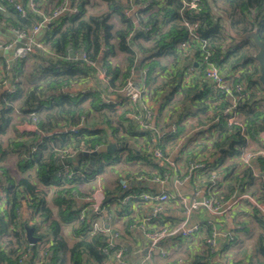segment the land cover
I'll return each mask as SVG.
<instances>
[{
  "label": "trees",
  "instance_id": "16d2710c",
  "mask_svg": "<svg viewBox=\"0 0 264 264\" xmlns=\"http://www.w3.org/2000/svg\"><path fill=\"white\" fill-rule=\"evenodd\" d=\"M87 1L69 0V6L75 7L76 11L59 15L44 27L45 33L41 41L46 50H35L13 65V76L19 82L14 91H4L0 97V133L10 123L13 101L16 99L19 100L20 111L34 113L33 118L41 130L55 128L49 135L44 134L40 138L29 134L28 138L16 144L24 154L21 157L22 168L31 166L34 169L32 175L15 180L0 165V201L4 204V207H0V264H19L18 260L23 254L28 258L30 256L28 264H34L39 258L38 251L42 249L46 254L39 258L38 264H66L67 255L70 264H115L114 252L120 247L116 241L118 235L113 237L112 250L104 252L109 236L116 232L108 227L109 233L96 231L89 234L90 222L96 216L86 211L81 220L78 214L72 218L70 215L78 211L71 208L70 193L77 191L88 195L93 190L94 177L103 174L105 167L117 164L125 167L124 165H132L141 160V155L148 156V146L152 143L153 136L155 145L167 157L165 147L176 143L186 132L183 124L186 111L192 115L199 114L197 121L204 129L201 133L206 131L205 136H202L204 143L200 150L223 158L240 157L246 141L237 130L224 127L220 111V105L224 101L217 103L218 97L211 90L199 65H193L192 60H196L199 55V43L188 37L184 20L193 26L199 38L207 41L215 63L230 84H241V96L237 100L236 109L244 122L254 130L264 129V108L260 105L264 101V89L257 80L259 67L254 58L256 46L251 39L237 40L230 35V32L243 34L253 30L264 41V0H198L201 7L195 12L184 9L182 0H131L126 4L122 0H104L107 9L99 14H87ZM142 2L148 4L144 9H137L135 20L130 15H124L126 8ZM36 3L39 8V0ZM0 5L5 8L4 12L0 9V21H5L10 27L27 29L41 18L26 8V2L23 3L25 17L4 0H0ZM112 17L118 18V26L114 24ZM80 52H84L86 58L94 64L86 62L79 55L74 56ZM118 52L124 53L120 64L112 60ZM190 52L193 53L190 55ZM139 55L146 83V97L141 99L144 102L154 101L158 105L150 130L142 129L131 116L121 121L116 108L121 103L120 100L125 101L120 97L119 89L132 74V67ZM29 59H32V64L27 72ZM164 59L165 63H170L171 69L167 64L164 65ZM97 66L104 71L105 86L95 77ZM188 68L192 70L188 71ZM157 78H161L160 82H157ZM23 80L28 82L25 88ZM86 83H91V88L87 87L81 92L62 90V87L68 88L71 84ZM102 95L113 102L104 101ZM182 104L185 105L184 108H181ZM133 107L139 110L140 104ZM165 109L169 112L168 121L160 124L159 117ZM209 111L212 112L211 115L208 114ZM82 117L84 125L77 133L71 134L60 129L62 125L77 124ZM172 124L175 130L169 132ZM155 129L161 130L162 136H157ZM111 141L132 143L135 147H122L109 156L101 154L96 157L89 170L86 169L88 157H78L74 168L81 169L82 175L71 180L66 178L65 172L57 177L52 174L53 170L60 168L55 157L65 149H92L98 144ZM34 146L36 152L32 153L31 148ZM1 155H4V151L0 147ZM159 160L166 165L163 159ZM145 161L157 172H148L143 167L123 169V177L161 174L165 170L162 164H157L154 160ZM213 161L210 171L219 174L217 191L213 194L215 199L226 198L235 190L249 192L247 190L255 184L256 178L252 171L242 166L240 161L220 165L219 169L214 163L222 160ZM261 184L262 182L260 190H264ZM41 185H54L52 202L57 207L55 216L39 190ZM114 190L121 197L128 193L119 187ZM22 202L31 210L30 220H21ZM254 218L264 229V220L256 215ZM71 219L76 220L73 228L75 240L68 244L62 234L60 221ZM158 219L161 225L166 223L162 215ZM176 219L170 225L178 223L180 217ZM201 226L205 235H208L210 227L207 224ZM26 227H30L32 235L37 237L33 245L26 239ZM245 228L247 227L243 226L242 231ZM179 238L171 237L175 246L182 243ZM228 241L215 252L202 250L190 264H210L214 254L229 248L231 240ZM166 243L167 241L162 242L166 257H169L170 246ZM242 253L243 256L237 263L253 264L255 261L254 264H264V234L259 233L254 253ZM123 256H127L125 249Z\"/></svg>",
  "mask_w": 264,
  "mask_h": 264
},
{
  "label": "crops",
  "instance_id": "0c3cea01",
  "mask_svg": "<svg viewBox=\"0 0 264 264\" xmlns=\"http://www.w3.org/2000/svg\"><path fill=\"white\" fill-rule=\"evenodd\" d=\"M22 3L25 4L27 0H20ZM62 0H39V8L37 9L38 12L36 13L38 16L47 15L51 8L55 6L56 4L60 3ZM130 3L131 0H122L123 3L127 2ZM66 2L69 5V0H66ZM126 4V3H125ZM85 9L87 14H99L107 9L106 2L104 0H88L87 3L85 4ZM128 9V8H126ZM125 9V10H126ZM124 10V11H125ZM133 8L130 9V17L132 19L134 18V12ZM30 11V10H29ZM4 12V11H2ZM33 12V11H31ZM41 13V14H40ZM65 13H71V11H67ZM63 13V14H65ZM124 13V12H123ZM61 14V15H63ZM135 20V18H134ZM112 21L116 26L120 24V21L118 20L117 17H112ZM50 24H46L45 26L47 27ZM44 26V27H45ZM12 27V26H11ZM11 27L9 24H7L5 21H0V97L2 94H4V91L11 89V88H16V83L19 82V79L15 78L13 76L14 70L12 69L13 65L17 62L12 61V53L14 46L16 43H14L15 38L14 34L11 31ZM42 28L40 31L36 32L33 34V38L40 40L42 39L44 33H45V28ZM235 34V33H233ZM23 40H20V43H23ZM193 52H190V55ZM124 53L118 52L115 54L114 57H112V60L114 62H117V57H120L121 62H123L124 59ZM141 55H139L134 63V66L132 67V74L134 80H139L141 77V73L143 68L140 66L141 64ZM164 65L167 64L168 68L170 67V63H165L166 60H163ZM168 61V60H167ZM30 66L32 64V59L30 60ZM27 61V65L28 63ZM120 61L117 62L118 64L121 63ZM194 63L193 65L196 66V61L192 60ZM99 63V61H98ZM40 64H38V67ZM31 68V67H30ZM101 67L97 66L96 67V72H95V77L96 79L102 84V86H105L104 84L106 83L105 79L101 75ZM171 69V68H169ZM25 70V69H24ZM26 72V71H25ZM161 78H157V82H160ZM23 87L25 88L27 85V81L23 80ZM91 88V83H86V84H71L66 87H62V90L70 93H75V92H81L84 91L86 88ZM112 98V97H111ZM37 99V97H36ZM117 101V100H116ZM118 102V101H117ZM121 103L117 104V109H118V119L121 121H124L125 117L132 116L134 113L135 109L132 107V105L128 104L125 101H121ZM149 106L152 108L153 112L157 114L158 111V105L154 101H147ZM18 104L19 100H14L13 101V111L11 113V120L7 128L0 133V147L4 151V155L0 156V165L1 167L4 168L7 171V174L15 180L20 179L21 177H25L28 175H32L34 172V169L30 167L22 168L23 165L21 163V157H23L24 154H22V149L20 146H16V144L21 143V141H24L26 138H28L29 134H34L36 137L40 138L42 137L43 132L48 133L51 132L52 130L54 131L55 128L53 129H47V130H41L39 127V124H37L34 119L33 115L28 113V112H22L18 109ZM185 105L182 104L181 108H184ZM163 113L159 117V122L160 124H163L168 121V116L169 112L165 109L162 111ZM186 117L183 119V124L186 128V132L181 135V137L176 141V143L171 144L169 146L165 147L166 153H167V160L166 165L160 162L159 159H156L152 157L151 155H141V160L136 161L132 165H124L125 167H122V173L124 170H129V169H135L138 167H143L145 168L148 172H157V170L149 165V163H146L145 160L147 161H152L154 160L155 163L160 165L162 164V167L165 168V171L169 172V178L168 180L163 184V186L167 189V191L171 194H183V195H191L194 190H205L208 177L210 175V169H211V164L214 162L213 160H222L220 163H214L215 167L217 169L220 168V165H222L225 160V157H220V156H213L208 155L207 151L200 150L201 145H203V138L202 136H205L204 134L206 131L202 132L203 126H201L198 121H197V116L199 117V114H191L190 112H185ZM208 114H212L211 111L208 112ZM35 116V115H34ZM64 125L60 127L62 129ZM167 128V127H165ZM170 128V126H169ZM169 130V129H168ZM162 136V135H161ZM160 137V136H159ZM185 141V143H184ZM196 141H199L196 143ZM254 146H257L256 142H253ZM210 148V147H209ZM31 152L34 153L36 152L35 146L31 148ZM195 155H193V154ZM193 155V156H191ZM107 156V155H106ZM217 157V158H216ZM220 157V158H219ZM57 164L59 165V160L60 157L57 155L55 157ZM194 161H200L205 164V168L199 167L196 169H193L189 174H188V167L189 164L194 162ZM89 162V159H88ZM87 162V164H88ZM164 162V163H165ZM72 167H75V164L70 163ZM86 164V166H87ZM175 169H173V167ZM260 167V164H258ZM256 168H258L256 166ZM261 169V168H260ZM264 169V168H263ZM262 169V170H263ZM175 173L178 174L179 177H182L185 179L183 183L181 184H175L172 180L173 174ZM122 173H119L117 178H123ZM261 173L264 175V170L261 171ZM52 174L55 175V177L58 176V170H53ZM102 174L98 175V177H94L92 181V189L98 184L97 180L98 178L101 177ZM129 184L127 191L128 192H134V193H141L143 191H150V192H157L162 186L159 185L158 183H150L145 180L137 181L134 180L133 178H129ZM257 179V178H256ZM262 182V181H261ZM115 187H120L119 181H114L113 183H110L108 185L103 184V190L105 193V196L107 197L106 200V206L110 210V220L108 223V227L116 232L118 235V238H116L117 243H119L120 247L122 249H125L127 256H123V260H126L130 264H190L191 260L198 255L202 250H206V247L204 245V239L207 234L205 235L204 233V228L201 227V230L197 235L188 237V238H183L180 237L179 239L182 241L178 246L174 245V241L170 238L167 240V245L170 246V256H159L156 255L154 258L152 257L151 261H146L145 253H139L136 254V252L142 251L146 246V238L144 236V233L137 227H132L130 226L131 223H139L142 219H144L146 216L149 214V205L147 202L143 201L140 199L138 196L134 197L133 199L129 200L125 204H120L118 202V199L121 198L119 196V192H117ZM39 190L46 201V203L49 205L51 208L53 215L55 216L57 214V207L56 205L52 202V192L54 190V185H41L39 187ZM106 190H109L107 192ZM217 191V190H216ZM259 191V190H258ZM215 192V191H214ZM109 193V194H107ZM3 194V193H2ZM1 194V196H3ZM251 194H253L251 192ZM260 199L264 200V190H260L258 194ZM85 196H87V193H78L77 191H72L70 193V202H71V208L73 211L77 210L78 212H74L72 215H70L72 218L76 216L79 217V214L81 213L82 208H84L87 205V201L85 200ZM2 200V198H1ZM0 207H4L3 202L0 201ZM151 206V205H150ZM181 205L178 203V201L173 198L170 199L166 204L164 205L163 210L161 211L160 216L162 215L166 221V223H169L173 220L175 221L176 218L181 217L180 212H181ZM248 213L254 214L258 216L256 213L252 211L251 208H247L246 206H237L235 209L232 210V212L228 215H222L215 217V229L221 232H227L231 234V244L236 242L234 239H238L243 226L247 223L245 221L246 217L244 218L245 215ZM253 215V216H254ZM20 217L21 220H30L31 217V210L25 202L21 203L20 206ZM210 213L204 209L200 208L196 211H194L189 220L188 224H205V222L210 218ZM102 219L99 221L101 222ZM158 219L157 221L154 220L151 222L148 226L150 228H154L155 226L157 227L158 225L160 226L161 224L159 223ZM177 220V219H176ZM30 222V221H29ZM61 227H62V234L66 237V241L68 244H71L75 240V235L73 234V228L76 225V220L71 219L70 221H60ZM240 226L239 228H236V226ZM34 236V235H33ZM36 237V236H35ZM229 239L227 238H222L219 237L217 240V248L216 250L220 249V246L225 242L228 241ZM229 242V241H228ZM230 244V245H231ZM164 246V244H162ZM130 246V250H127V247ZM39 250V249H38ZM181 251L185 250L186 256L183 258L179 259H174L173 254H175L176 251ZM39 252V251H38ZM225 252V251H224ZM223 251L218 254H214L213 257L210 259V264H234V259L235 254H230L229 251L224 253ZM39 255V254H38ZM38 258V256H37ZM30 260L27 257V259L22 263V264H28V261ZM173 260V261H172ZM175 260V261H174ZM222 260H226L225 262L222 263ZM66 264H70L69 256L67 255L66 259ZM115 264H121L117 260H115Z\"/></svg>",
  "mask_w": 264,
  "mask_h": 264
},
{
  "label": "built area",
  "instance_id": "2783aa9c",
  "mask_svg": "<svg viewBox=\"0 0 264 264\" xmlns=\"http://www.w3.org/2000/svg\"><path fill=\"white\" fill-rule=\"evenodd\" d=\"M7 4L11 5L17 12L20 13L22 17L26 15L25 6L20 0H4ZM183 8L187 9L189 12H195L200 10V4L198 0H182ZM147 2H142L137 5H133L131 8L126 9L124 11V15H129L130 9H134L135 13L139 8H145L147 6ZM36 0H27L26 8L33 12H38ZM0 9L2 11L5 10L3 5H0ZM75 12L76 8L68 5L66 0H62L58 3L52 10L49 11L47 15L41 14V18L33 23L27 29L11 27V31L14 34L16 45L14 46L12 53V61L16 62L21 58L27 57L29 54L34 52L35 50H43L46 48L42 41L34 39L33 34L40 31L48 22L52 19L57 18L59 15L67 12ZM184 25L188 29V37L191 40L197 41L199 43V55L195 60L205 79L208 80L211 90L217 95V103L219 101H224V104L220 105V111L224 122V127L228 130H237L239 134L245 139L246 146L243 149L242 154L239 157L241 165L244 167H248L254 177L263 181L264 175L260 173L259 169L264 168V129L254 130L244 122L242 116L236 109L237 100L241 96L242 86L240 83L236 82L234 84H230L228 79L224 77L221 73L219 66L215 63L212 51L207 47V41L205 39H201L198 37V34L193 29V26L184 20ZM146 29V28H144ZM23 43H20V40H23ZM1 46V44H0ZM79 55V57L86 60V62L90 64H94V62L90 59H87L84 52L75 53L74 56ZM70 57V56H69ZM191 68H188V71H191ZM101 75L104 78V71L101 69ZM11 93L14 91V88L6 90ZM146 83H145V70H142L141 77L139 80H134L133 74H131L127 79L125 84L119 89L120 97L125 99V102L133 106L140 104V108L135 109L134 113L131 117H133L139 124L142 129L150 130L153 127L154 120V112L152 108L149 106L148 102L142 101L141 98H145L146 94ZM106 102L112 101V99H105ZM222 101V102H223ZM140 102V103H139ZM34 116V113H32ZM34 119V118H33ZM35 121V120H34ZM84 125V118L82 117L77 124L73 125H64L62 127L63 131H67L71 134L77 133L78 129ZM175 130L174 124L170 125L169 132H173ZM154 132L157 136H161L163 132L159 129H155ZM49 135L50 132L44 133ZM253 142L257 143V146L252 144ZM97 146V145H96ZM80 148L76 149H65L60 152L58 156L60 157L58 168V176L61 172L66 173V178L68 180L74 179L78 176L82 175L81 169H76L71 166L70 163L66 162L67 157H74L80 151L90 152L96 148ZM148 154L156 159L167 160V157L163 155L162 150L155 145L154 136L152 137V143L148 146ZM260 164V167L258 166ZM256 166L258 168H256ZM173 169L174 166H172ZM205 168V164L200 161H194L189 164L188 174L196 168ZM168 171H162L161 174H150V175H135L133 177L134 180L141 181L145 180L150 183H158L162 187L157 192L143 191L141 193L128 192L123 197L118 199L120 204H125L129 200L134 197H139L143 201L147 202L149 205V214L144 219H142L139 223H131L130 226L139 228L146 238L147 246L145 260L151 261L154 255L166 256V250L162 245V242L169 240L173 236H179L183 238H188L197 235V233L201 230L202 224H188V220L191 214L200 209L204 208L210 213V218L205 222L210 227V233L204 239V245L209 252H215L217 248V240L219 237L230 239L232 236L230 233L221 232L215 229V217L228 215L235 209L237 206H246L250 205L252 211L256 213L262 220H264V200L259 199V197L254 196L250 192H242V191H233L228 197L215 199L214 191L217 189V181L219 179V174L215 171L210 172L208 177V183L206 185L205 190H194L191 195H183V194H174L171 195L167 189L163 186V184L169 178ZM98 177V175H96ZM172 181L175 184H181L184 182V178L179 177L177 173H175L172 177ZM130 179L123 177L119 180V184L121 189L127 190ZM87 201V205L82 208L81 213L79 214V220H81L86 211H89L93 215H95V219H92L90 222L89 234H92L96 231H104L109 233L108 223L110 220V210L106 206L107 197L105 196L104 190L102 186L96 185L90 194L84 197ZM175 198L178 203L181 205L180 212V220L178 223L174 225H170L169 223H165L163 225L155 226L154 228H150L148 226L152 220L158 219L161 214V211L164 208L166 202L170 199ZM100 219L101 222L99 221ZM240 226H236L239 228ZM116 236V233H113L109 236L107 245L103 248L104 252H108L112 250L113 237ZM123 252L124 249L119 248L114 252L115 259L121 264H130L126 260H123ZM46 254L45 250L42 249L39 251V258ZM27 255L23 254L18 263L21 264L27 259ZM38 259H36L34 264H38ZM142 264V263H141Z\"/></svg>",
  "mask_w": 264,
  "mask_h": 264
},
{
  "label": "rangeland",
  "instance_id": "374dc122",
  "mask_svg": "<svg viewBox=\"0 0 264 264\" xmlns=\"http://www.w3.org/2000/svg\"><path fill=\"white\" fill-rule=\"evenodd\" d=\"M220 4H222V3H220ZM119 61L121 62V59H120V57H117V62H119ZM30 67L31 66H30V62H29L28 66L26 67L27 72L30 70ZM102 98L104 101H105V99H107L104 95H102ZM260 105L264 108V101H261ZM197 142H199V141H196V143ZM107 156H109V155H107ZM238 159H239V157H238ZM238 159L226 156L225 160L223 161L224 163L222 164V166L228 165L233 161L239 163L240 160H238ZM240 164H241V162H240ZM240 164H239V167H240ZM121 170H122V165H120V164L105 167L104 173L102 174L101 177L98 178L99 180H97L98 185L102 186V188H103V184L108 185L110 183H113L114 181L121 180L122 178H120V177L117 178L118 174L121 173ZM263 170L259 169L260 173ZM255 180H256L255 184L252 185L247 191H249L250 193L252 192L254 196L255 195L259 196L258 195L259 191H260L259 185L261 183V180L258 178ZM261 185H263V187H264V178H263ZM3 197H1L2 200H3ZM247 208L248 209L251 208L250 205H247ZM244 218L246 219L245 221H247V223L245 224V226L247 227V228H245L246 230L241 231L236 242L232 243L229 246V248L225 251V252L229 251V253L232 255L235 254V255H233L234 259L232 260V261H234V264H240V263H237V261L242 258V256H243L242 252L243 251H246L248 255L250 254V252L254 253L255 252V246L257 245V238H258L259 233L264 234V229L260 226L259 222L254 218V216L252 214L248 213L247 215L244 216ZM155 256L156 255H154L153 258ZM185 256H186L185 250H181V251L177 250L175 252V254H173L172 257H174V259H179V258H183ZM225 261L226 260H222V263ZM254 262L255 261H253V264H254Z\"/></svg>",
  "mask_w": 264,
  "mask_h": 264
},
{
  "label": "water",
  "instance_id": "95a60500",
  "mask_svg": "<svg viewBox=\"0 0 264 264\" xmlns=\"http://www.w3.org/2000/svg\"><path fill=\"white\" fill-rule=\"evenodd\" d=\"M230 35L237 40H243V39H251L253 44L256 46V52L254 54V58L257 62V65L259 67V75L257 77L258 82L261 84L262 88L264 89V41L260 40L256 34L255 31H249L243 34H233L230 32ZM135 147L134 144L132 143H125V142H107L105 144H98L96 146V148L90 152L87 151H80L77 153L76 156L74 157H67L65 160L68 163H73L76 165L77 163V158L80 156H87L89 159V162L86 166V169L89 170L96 157L101 155V154H105V155H112L114 154L117 150H119L122 147ZM31 228L30 227H26L25 229V235H26V239L28 241V243L30 245L35 244L37 237L33 236L31 233ZM127 250H130V246L127 247ZM145 253L146 249L144 248L142 251L140 252H136V254L139 253Z\"/></svg>",
  "mask_w": 264,
  "mask_h": 264
}]
</instances>
